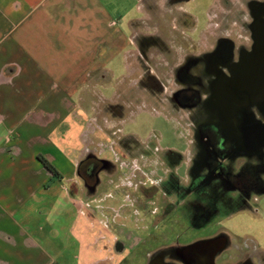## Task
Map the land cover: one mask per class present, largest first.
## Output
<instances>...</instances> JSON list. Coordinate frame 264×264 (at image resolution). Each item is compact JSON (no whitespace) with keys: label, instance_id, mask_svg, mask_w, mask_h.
<instances>
[{"label":"flooded vegetation","instance_id":"flooded-vegetation-1","mask_svg":"<svg viewBox=\"0 0 264 264\" xmlns=\"http://www.w3.org/2000/svg\"><path fill=\"white\" fill-rule=\"evenodd\" d=\"M201 1L140 0L143 30L133 34L130 67L105 109L115 122L106 131L109 141L90 146L78 165L84 197H94L116 251L139 244L140 229L173 225L175 215L200 228L264 194V0H205L203 17ZM133 89L145 90L169 117L184 119L185 149L123 133ZM106 152L113 157H102ZM132 221L136 230L125 226ZM224 236L173 239L145 264H264L254 245L235 249ZM229 246L238 252L234 260Z\"/></svg>","mask_w":264,"mask_h":264},{"label":"crops","instance_id":"crops-1","mask_svg":"<svg viewBox=\"0 0 264 264\" xmlns=\"http://www.w3.org/2000/svg\"><path fill=\"white\" fill-rule=\"evenodd\" d=\"M144 13L140 0H0V264H112L78 165L115 124L102 106Z\"/></svg>","mask_w":264,"mask_h":264},{"label":"rangeland","instance_id":"rangeland-1","mask_svg":"<svg viewBox=\"0 0 264 264\" xmlns=\"http://www.w3.org/2000/svg\"><path fill=\"white\" fill-rule=\"evenodd\" d=\"M206 4L207 2L202 0L197 7V13L201 17L205 15ZM116 65L117 67H122L120 59H117ZM117 72L121 77L127 74L123 68L118 69ZM107 93L108 91H106ZM134 94H136V99L128 100L127 106L124 108L123 124L121 125L123 133L128 136L135 135L134 137L142 140L156 143L160 141L164 146H175L180 150L185 149L186 131L183 125L184 119L177 120L171 116L169 117L165 110H163L161 103L148 99L149 94L145 90L137 94L133 89ZM104 106H102L103 112L107 107ZM180 115L183 114L181 113ZM104 135L109 139L107 134ZM112 138H115V136ZM103 141L107 143L109 140ZM110 156L113 157L110 152L103 153L102 155L105 158ZM248 202L249 207H242V209L228 214H217L200 228L192 227L184 215H180V218L175 215L176 218L173 225L171 223L169 225L166 220L157 229H153L152 227L146 230L140 229L138 230V236L143 237V240L139 244L136 243L123 247L117 251V254H113L112 252V260L110 261H112V264H145L149 254L173 239L179 240L180 243H187L209 238L218 232L227 234L230 238V246L232 245L235 249L254 245L258 250V255H264V194L256 195ZM121 221L123 222V220ZM125 226L136 230L133 221L125 224ZM230 246L226 253L232 256H230V260L231 258L234 260L238 252ZM217 260L220 262L221 256Z\"/></svg>","mask_w":264,"mask_h":264},{"label":"water","instance_id":"water-1","mask_svg":"<svg viewBox=\"0 0 264 264\" xmlns=\"http://www.w3.org/2000/svg\"><path fill=\"white\" fill-rule=\"evenodd\" d=\"M262 29H264V28H262ZM225 238V243L226 244H230V238H229V236L227 235V234H225V236H224ZM223 239V240H224ZM216 241V238H214V239H209V240H205V241H202V242H198V243H196V244H194V245H192V246H190L189 247V249H188V251H193V253H194V251L195 250H198V249H203L205 246H208V244H214V243H216L215 242ZM192 253V252H191ZM213 256H212V258L215 256V250H213V252L211 253ZM191 256V255H190ZM195 261V260H194ZM194 261H192V263L193 264H196Z\"/></svg>","mask_w":264,"mask_h":264},{"label":"trees","instance_id":"trees-1","mask_svg":"<svg viewBox=\"0 0 264 264\" xmlns=\"http://www.w3.org/2000/svg\"><path fill=\"white\" fill-rule=\"evenodd\" d=\"M38 158L53 175L58 176L56 169L44 157L38 156Z\"/></svg>","mask_w":264,"mask_h":264}]
</instances>
